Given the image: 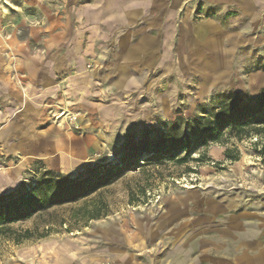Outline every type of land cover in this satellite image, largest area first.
<instances>
[{
	"label": "rangeland",
	"instance_id": "374dc122",
	"mask_svg": "<svg viewBox=\"0 0 264 264\" xmlns=\"http://www.w3.org/2000/svg\"><path fill=\"white\" fill-rule=\"evenodd\" d=\"M12 2L20 4L0 0V73L8 65L17 67L20 51L37 54L45 46L38 37L42 29L34 28L41 14ZM220 29L221 45L206 43V52L184 65L179 62L171 75L154 71L140 89L92 94L82 109H69L72 115L62 126L56 114L66 111L68 103L32 99L35 103L26 105L0 90V132L6 125L24 126L26 137L51 129L49 137L60 140L69 133L73 142L79 140L78 157L66 164L48 162L44 155L26 158L24 164V155L6 150L14 140H0V185L7 188H0V194L45 169L74 177L109 161L119 163L131 153L127 144L133 135L154 134L178 116L192 117L199 105L229 93L259 96L264 27H228L223 18ZM80 111L86 116L82 112L84 118L77 122ZM84 141L90 150L80 154ZM234 141L237 161L226 159L225 146L215 143L207 149L210 159L201 163L169 161L126 171L104 188L108 215L99 219L74 216L80 200L16 224L47 225L53 231L20 244L0 241V264H264V134L253 132ZM198 154L195 150L192 157Z\"/></svg>",
	"mask_w": 264,
	"mask_h": 264
},
{
	"label": "crops",
	"instance_id": "0c3cea01",
	"mask_svg": "<svg viewBox=\"0 0 264 264\" xmlns=\"http://www.w3.org/2000/svg\"><path fill=\"white\" fill-rule=\"evenodd\" d=\"M16 3L12 5L41 14L42 19L34 28L42 29L38 37L45 46L37 54L20 51L17 67L11 70L8 65L1 71L0 90L26 105L35 103L33 100L70 104L66 111L56 114L60 126L71 117L69 109H82L92 94L140 89L154 71L171 75L179 62L184 65L185 60L206 52V43L221 45L223 18L227 19L228 27H264V0H20V4ZM2 7L4 12L8 9ZM127 96L129 100L131 97ZM59 104L56 106L60 107ZM82 112L85 111L75 118L77 122L84 118ZM13 126L2 129L0 140H14L5 145L6 150L24 155V164L26 158L40 155L53 164L54 159L71 163L78 157L79 140L73 142L69 133L60 140L48 136L51 129L41 136L33 133L26 137L29 132L24 126L19 129ZM84 143L80 154L90 150V143ZM0 188L7 189L4 184Z\"/></svg>",
	"mask_w": 264,
	"mask_h": 264
},
{
	"label": "trees",
	"instance_id": "16d2710c",
	"mask_svg": "<svg viewBox=\"0 0 264 264\" xmlns=\"http://www.w3.org/2000/svg\"><path fill=\"white\" fill-rule=\"evenodd\" d=\"M257 69L264 71V63ZM163 126L153 131L154 134L143 131L133 135L127 144L131 153L119 163L109 161L74 177L45 169L39 177L1 193L0 241L20 244L49 235L53 229L47 225L23 228L16 227V224L80 200H83L82 204L73 209L74 216L88 221L108 215L102 199L104 188L134 167H156L169 161L177 165L189 160L201 163L205 158L210 159L207 149L215 143L225 146L226 159L239 160L234 138L242 141L253 132L264 134V85L257 97L229 93L210 105H199L192 117L178 116ZM195 150L199 154L192 157Z\"/></svg>",
	"mask_w": 264,
	"mask_h": 264
},
{
	"label": "bare ground",
	"instance_id": "6f19581e",
	"mask_svg": "<svg viewBox=\"0 0 264 264\" xmlns=\"http://www.w3.org/2000/svg\"><path fill=\"white\" fill-rule=\"evenodd\" d=\"M7 11V9L5 8V12ZM69 113V112H68ZM64 118H67V115L64 116Z\"/></svg>",
	"mask_w": 264,
	"mask_h": 264
}]
</instances>
